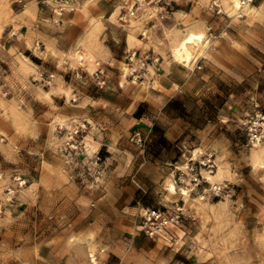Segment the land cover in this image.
<instances>
[{"label":"clouds","instance_id":"obj_1","mask_svg":"<svg viewBox=\"0 0 264 264\" xmlns=\"http://www.w3.org/2000/svg\"><path fill=\"white\" fill-rule=\"evenodd\" d=\"M0 264H264V0H0Z\"/></svg>","mask_w":264,"mask_h":264},{"label":"crops","instance_id":"obj_2","mask_svg":"<svg viewBox=\"0 0 264 264\" xmlns=\"http://www.w3.org/2000/svg\"><path fill=\"white\" fill-rule=\"evenodd\" d=\"M207 103L208 102L206 101V104ZM173 106L180 109V114L181 116L184 117L185 120L189 119L187 116H184L185 109L182 108L178 102H175ZM191 106H192L191 103H189L188 108H191ZM221 107L227 109V101L223 102L221 104ZM135 123H136L135 121L126 122V127L129 128L131 132H133L136 129L138 130V128L134 126ZM146 123H147L146 121H141L139 124V127H145ZM190 126H191L190 123L183 125V127H190ZM181 130H182V126H181L180 120H175L171 127H165V128L158 127L156 129L157 135L152 137L153 142L150 145H148V152L153 155L154 159L161 158L162 153H163V158H168L169 153L175 152V157L172 159V162L175 163L176 160H178L179 156L181 155L180 150L179 148L175 147L172 143L168 142L162 134L163 132H167L168 140H172V139H175L179 135ZM193 132H195L196 138L193 136L192 139L194 140V143L197 146H199L201 143L210 142L211 139H213V137L209 135V133L211 132L210 128L207 130L199 131V132H196L195 129H193ZM160 142H162L165 145H169L170 148L167 151H163L162 149L158 148L161 146ZM177 143H179V141H177ZM149 172L150 174H154L155 169H150ZM137 195L139 196V193H137ZM153 202H154L153 199L151 202H148L147 197L143 198V203L145 205H151Z\"/></svg>","mask_w":264,"mask_h":264},{"label":"rangeland","instance_id":"obj_3","mask_svg":"<svg viewBox=\"0 0 264 264\" xmlns=\"http://www.w3.org/2000/svg\"><path fill=\"white\" fill-rule=\"evenodd\" d=\"M9 6H10V9H11V13L12 14L18 13L20 11V9L22 8V4H18V3H15V2H10V5ZM21 32L26 33L27 32V29L26 28H22L21 29ZM27 54L28 53H26V55ZM4 67H6V66H4ZM233 100L235 102V107H233ZM241 103H242V101L239 98H229V100H227V109L231 110L232 112L239 111L240 110ZM208 106L211 107V104H209ZM137 131L138 130L136 129L132 133L134 134ZM160 145L161 146L158 147V148L162 149L163 151L164 150H168L170 148L169 145H165L162 142H160ZM147 201L148 202H151L152 201V198L151 197H147ZM24 207H27V206L25 205ZM20 210L21 211H24V208H21ZM46 211H47V209L44 210V212H46ZM40 215H41V219H40V230L36 231V235L37 236H40L41 239H43L44 236H49V233L48 232H43V236H41V232L43 231V226H44V220H43L44 213L42 212ZM31 219L33 221V224L31 226L32 227H35V225H36V216L35 215L32 216ZM76 223L78 224L79 221H76ZM27 236H28V233L25 230L24 237H27Z\"/></svg>","mask_w":264,"mask_h":264},{"label":"built area","instance_id":"obj_4","mask_svg":"<svg viewBox=\"0 0 264 264\" xmlns=\"http://www.w3.org/2000/svg\"><path fill=\"white\" fill-rule=\"evenodd\" d=\"M135 133H136V132H135ZM135 133H134V134H135ZM153 210H155V209H153Z\"/></svg>","mask_w":264,"mask_h":264}]
</instances>
